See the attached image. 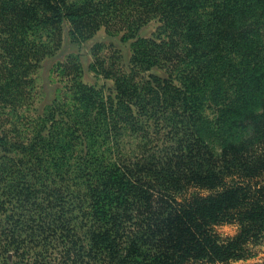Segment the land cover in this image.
<instances>
[{"label": "trees", "instance_id": "obj_1", "mask_svg": "<svg viewBox=\"0 0 264 264\" xmlns=\"http://www.w3.org/2000/svg\"><path fill=\"white\" fill-rule=\"evenodd\" d=\"M155 16L162 31L134 40L129 68L115 47L94 45L90 67L113 81L108 93L68 57L54 70L64 88L42 115H27L26 135L8 122L33 104L34 74L65 24L73 42L102 27L135 38ZM260 143L264 0H0V264L257 257ZM223 224L237 234L223 237Z\"/></svg>", "mask_w": 264, "mask_h": 264}, {"label": "rangeland", "instance_id": "obj_2", "mask_svg": "<svg viewBox=\"0 0 264 264\" xmlns=\"http://www.w3.org/2000/svg\"><path fill=\"white\" fill-rule=\"evenodd\" d=\"M162 22L159 17H153L145 25H143L139 30L136 31L135 38L123 37L124 34L128 33H111L106 32L105 28L102 27L96 32L91 38L82 42H73L68 34L69 25L65 24L63 40L60 48L55 52L54 55L46 57L42 61L41 67L34 74L35 87L33 91V96L31 97V104L27 107V99L23 106L18 109V115L9 117L8 122H18L22 128V132L26 135L27 132V115H42L46 112L50 106L53 105L55 99L59 96L60 90L64 88V82L60 80V77L55 73V66L59 62H65L68 57L77 58L83 68V81L89 85L96 86L98 88L105 87V91L108 93L110 89L113 88L114 83L110 79L102 78L96 75V73L91 69L90 65L93 62L92 49L95 44L101 43L105 45L102 53H110L111 46L119 50L123 57V62L127 68L130 66V59L132 55V43L137 37L152 38L159 34L162 30L160 27ZM110 47V48H109ZM149 73L159 75L161 77H166L167 73L165 69L160 67H153ZM10 112V110H9ZM205 114L208 117H213V111L206 105ZM7 119V118H6ZM8 128L9 125H8ZM222 145L219 141H214V147L219 148ZM132 148V147H131ZM264 148V143H260L256 146L257 150ZM204 192L203 194H206ZM218 231L223 237L234 236L238 232V226L233 224H223L218 226ZM260 250L257 257L248 260H237L231 262V264H251L255 262H261L260 257L264 256V244L256 247ZM10 263L14 261L12 255L9 256Z\"/></svg>", "mask_w": 264, "mask_h": 264}]
</instances>
